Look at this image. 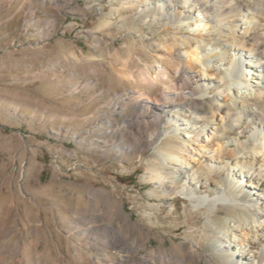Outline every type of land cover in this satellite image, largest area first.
<instances>
[{
    "label": "rangeland",
    "instance_id": "obj_1",
    "mask_svg": "<svg viewBox=\"0 0 264 264\" xmlns=\"http://www.w3.org/2000/svg\"><path fill=\"white\" fill-rule=\"evenodd\" d=\"M124 1L115 4L118 11L111 15L106 10L98 13V9L110 7L108 0H0V264H81L69 255L67 218L85 208L99 215V224L120 228L130 243L144 245L141 254L155 251L162 257L179 252L182 232L169 235L152 230L147 237L139 229L144 228L138 221L142 206L154 204L147 198L154 187L144 179L145 168L134 156L148 158L154 152L146 139L162 125L150 123L144 128L143 122H150L145 114L131 122L129 129H139L141 134L128 151L103 146V141L116 140V135L104 133L108 131L105 124L101 129L96 126L99 118L111 115L104 106L114 100L109 98L108 88H130L116 78L113 69L126 62V68L137 73L146 64L156 63L140 48L134 33L119 27ZM246 11H234L225 22L230 28L224 29L228 38L216 36L207 41L206 36L204 50L213 54L224 52L230 44L240 46L241 32L247 29L243 24ZM108 21L112 25L104 28ZM259 33H264V26ZM110 47L115 53L108 52ZM236 53L232 48L225 59L227 79H237L232 75ZM216 62V57H209L206 65ZM194 74L202 77L198 70ZM227 99L229 108H238L237 100L233 106ZM247 106L252 108V103ZM260 109L264 112V107ZM126 112L139 113L133 104ZM223 114V110L211 113L214 118L202 121L198 129L221 131ZM194 116L189 120L182 117L180 122L166 120L173 131L181 132L186 128L180 126L181 120L188 127L196 122ZM122 120L110 118L117 125ZM113 194L124 201L128 216L117 203H107ZM161 205L164 211L165 203ZM178 207L182 209L181 201ZM74 233L72 239L78 242L80 237ZM200 253L197 264L211 262L210 248Z\"/></svg>",
    "mask_w": 264,
    "mask_h": 264
},
{
    "label": "bare ground",
    "instance_id": "obj_2",
    "mask_svg": "<svg viewBox=\"0 0 264 264\" xmlns=\"http://www.w3.org/2000/svg\"><path fill=\"white\" fill-rule=\"evenodd\" d=\"M118 2L108 0L110 7L98 13L106 10L114 15ZM121 4L125 14L118 15L119 27L134 33L140 48L156 63L146 64L137 73L128 70L126 62L113 69L116 78L130 88H108L114 100L104 106L111 115L99 118L96 126L101 129L105 124L108 131L103 132L116 135V140L103 141V146L128 151L141 134L139 129H129L131 122L145 114L150 122H143L144 128L150 123L162 125L146 139L154 152L148 158L134 156L145 168L144 179L154 187L147 194L154 204H144L138 219L151 231L139 229L147 237L152 230L169 235L182 232L183 242L177 246L179 252L168 256L160 257L155 251L141 254L144 245L130 243L120 228L99 224V215L85 208L67 218L69 255L81 264H197L200 251L208 247L212 262L208 264H264V112L260 109L264 107V33H259L264 26V0H125ZM241 8L247 10L243 24L248 30H242L240 46L230 44L224 52H206L205 37L207 41L216 36L228 38L224 29L230 28L225 22ZM151 10L155 12L148 15ZM111 25L108 21L103 27ZM232 48L238 56L234 80L226 78L229 70L225 68ZM108 52L115 53V49L110 47ZM209 57L217 58L215 65H206ZM227 98L233 106L237 100L238 108H229ZM130 104L138 114L126 112ZM221 110V131L198 129L202 121L214 118L211 113ZM192 115H197L196 122L187 127L181 120L180 126L186 127L181 132L173 131L166 120L180 122ZM114 116L123 119L122 125L110 121ZM91 200L98 204L95 197ZM107 203H117L128 216L124 201L115 194ZM73 231L80 237L78 242L72 239Z\"/></svg>",
    "mask_w": 264,
    "mask_h": 264
}]
</instances>
